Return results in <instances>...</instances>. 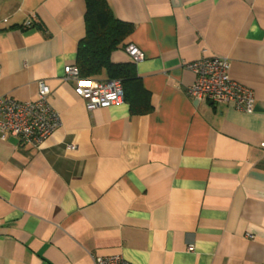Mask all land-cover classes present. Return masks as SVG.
<instances>
[{
    "label": "crops",
    "instance_id": "1",
    "mask_svg": "<svg viewBox=\"0 0 264 264\" xmlns=\"http://www.w3.org/2000/svg\"><path fill=\"white\" fill-rule=\"evenodd\" d=\"M106 2L133 25L143 59L111 60L133 64L147 114L88 110L62 79L84 0L2 1L0 96L45 80L61 125L37 148L0 138V264H264V0ZM202 56L229 60L251 111L187 94Z\"/></svg>",
    "mask_w": 264,
    "mask_h": 264
},
{
    "label": "built area",
    "instance_id": "2",
    "mask_svg": "<svg viewBox=\"0 0 264 264\" xmlns=\"http://www.w3.org/2000/svg\"><path fill=\"white\" fill-rule=\"evenodd\" d=\"M26 24L29 25L30 20ZM125 53L133 63L143 59L141 51L134 44H128ZM185 68L195 75L193 83L186 88L189 96L197 100H209L214 104L232 103L238 110L251 111L253 92L231 79L230 62L227 58L202 56L186 63ZM63 71L62 79L75 82L74 93L85 101L88 110L124 101L123 86L117 79H83L79 77L75 65L64 66ZM50 92L47 82L39 80L36 94L31 100L21 101L14 97L0 96V138L13 136L23 145L40 147L61 125L58 112L49 103ZM94 262L134 264L120 255L96 257Z\"/></svg>",
    "mask_w": 264,
    "mask_h": 264
},
{
    "label": "trees",
    "instance_id": "3",
    "mask_svg": "<svg viewBox=\"0 0 264 264\" xmlns=\"http://www.w3.org/2000/svg\"><path fill=\"white\" fill-rule=\"evenodd\" d=\"M85 34L80 39L75 66L83 79H117L121 82L124 100L134 114L152 110L150 94L142 87L131 63H114V51L125 49L133 25L113 17L106 0H84Z\"/></svg>",
    "mask_w": 264,
    "mask_h": 264
},
{
    "label": "rangeland",
    "instance_id": "4",
    "mask_svg": "<svg viewBox=\"0 0 264 264\" xmlns=\"http://www.w3.org/2000/svg\"><path fill=\"white\" fill-rule=\"evenodd\" d=\"M2 1L3 0H0V17L2 16V14L4 13L6 7L4 5H2Z\"/></svg>",
    "mask_w": 264,
    "mask_h": 264
},
{
    "label": "snow or ice",
    "instance_id": "5",
    "mask_svg": "<svg viewBox=\"0 0 264 264\" xmlns=\"http://www.w3.org/2000/svg\"><path fill=\"white\" fill-rule=\"evenodd\" d=\"M84 83H86V82H84Z\"/></svg>",
    "mask_w": 264,
    "mask_h": 264
}]
</instances>
